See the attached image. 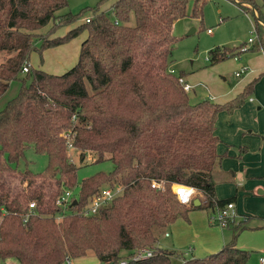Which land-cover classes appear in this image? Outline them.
<instances>
[{"label": "trees", "instance_id": "trees-1", "mask_svg": "<svg viewBox=\"0 0 264 264\" xmlns=\"http://www.w3.org/2000/svg\"><path fill=\"white\" fill-rule=\"evenodd\" d=\"M202 1L194 0L192 16H201ZM67 3L0 0V96L11 81H21L17 94L0 109V264L73 263L89 251L99 264L123 259L125 264H171L176 252L156 246L155 230L187 219L193 209H205L210 216L234 200L215 194L222 160L215 123L220 111L231 114L243 105L255 81L224 103H189L178 76L169 71L172 26L187 15V0H115L111 14L95 6L85 17L88 22L60 36L41 35L38 31L49 23L53 32L88 9L57 14ZM237 3L253 15L256 46L264 52V0ZM81 31L86 35L77 61L67 71L54 74L29 64L33 50L58 46ZM242 45L211 49L210 64L239 55ZM28 148L45 154L46 166L15 176L13 165ZM75 153L82 160L94 154L95 161L108 155L114 167L78 182ZM153 181L163 188H152ZM173 184L191 186L204 198L196 194L199 205L182 204ZM115 185L123 186L120 195L96 213H79L103 188ZM75 186L77 196L66 208L55 205L59 194ZM29 201L36 203L35 215L23 222ZM59 213L63 217L57 221ZM242 217L222 227L232 235L219 250L183 256L181 264H246L250 251L236 246L248 220ZM146 248L153 251L150 257L130 259Z\"/></svg>", "mask_w": 264, "mask_h": 264}, {"label": "rangeland", "instance_id": "rangeland-1", "mask_svg": "<svg viewBox=\"0 0 264 264\" xmlns=\"http://www.w3.org/2000/svg\"><path fill=\"white\" fill-rule=\"evenodd\" d=\"M114 1L115 0H68L67 6L58 10L56 12L57 14H78L82 9H88H86L74 22L62 24L57 29L53 30V32L51 30L53 23H49L38 32L41 35H63L69 29L83 23L85 17L92 15L89 8L97 6L100 11H105L111 14L110 8ZM254 1L257 4H261L262 2V0ZM201 4V16H192L194 0H187V15L176 20L173 24L172 35L175 37V41L171 48L169 60L174 75L184 76L186 82L195 85L193 90L187 92L190 104L209 99V97L215 98V100H213L214 102L224 103L225 101L234 98L239 91L243 90L246 84L254 80L253 78L256 77L255 79H257L259 77V73L255 74V72L256 69L261 66L264 70V52L261 46H256V34L252 25L253 15L251 13L244 14L241 12L237 0H203ZM131 24H133V22H131ZM192 28L194 31L188 34L189 30ZM208 29H210L211 32H207ZM85 35L86 31H81L69 40L71 42H64L63 45H66L65 47L70 49L73 47L75 41L79 44ZM249 37H253L254 42L249 43L247 45L249 49H246L237 55L238 58L231 56L218 63L210 64L208 55L211 49L215 47L232 48L241 43H246ZM74 38L75 40H72ZM36 46H40V41L36 42ZM47 50H49V52H46ZM60 55H62V52H59L57 46L46 48L42 51L33 50L30 53L29 64L33 68H40L45 64L46 70L48 69L49 71L52 70V64L57 62ZM2 59L3 57H0V61ZM243 66L246 68V71L241 74V76L236 77L235 72ZM45 68L43 69L45 70ZM63 72L64 71L61 72L56 70L55 74ZM23 75L24 74L22 73L21 76ZM262 77H264V74ZM262 77L261 80L264 82V78ZM247 80L248 82H246ZM244 82L246 83L243 85ZM259 82L260 81L257 80L254 84H259ZM20 85V80L11 81L5 93L0 96V109L4 107L9 99L17 94ZM259 91L263 93L262 100H264V83L259 86ZM250 97L252 100L255 98V95L251 94L246 99L249 100ZM254 103L250 104L252 106V112H250L248 114L249 116L244 119L243 125L249 123L251 127H255L258 121L264 125V110L261 114H257V110H255L256 105H254ZM258 115L259 118H257ZM24 155V158L19 159L18 162L13 165L17 168L15 176H19L20 171H24L25 169H28L33 173L44 170L47 163V156L45 154L36 153L32 148H28ZM88 156H90L89 159ZM72 159L77 167L76 175L78 182L99 171L109 172L114 167L113 163L108 158V155L102 161H95L94 154L87 155L86 158L82 160L78 154L75 153ZM15 182L16 181L13 179L11 184ZM23 185L25 186L26 182H24ZM78 189V186L73 187V193L76 196ZM200 197L203 196L200 195ZM239 205L244 207L242 216L249 217L246 221L248 227H256L255 225H259L262 222V218L253 217L254 213H250L248 210L250 209L253 212L264 213V203L251 202L250 200L242 201L241 198ZM164 230L171 234L169 228L156 229V246L166 250H173L174 248L172 249L171 237H166L164 235ZM237 242L244 246L243 248L250 251V257L246 264H261L259 258L262 256L264 257V230H258L255 228V230L243 231V233L239 235ZM194 245L195 243H183L182 247L179 248L180 253H177L176 257H172L171 264H181L180 259L182 258V254L188 251L191 247L194 249ZM193 252L194 254L192 253V255L196 256V245L195 251L193 250ZM190 256L191 255H189V257ZM79 259L82 260L78 262ZM79 259H76V262L74 261L75 264H99L97 258L91 251L87 253L86 257Z\"/></svg>", "mask_w": 264, "mask_h": 264}, {"label": "crops", "instance_id": "crops-1", "mask_svg": "<svg viewBox=\"0 0 264 264\" xmlns=\"http://www.w3.org/2000/svg\"><path fill=\"white\" fill-rule=\"evenodd\" d=\"M246 6L252 8L249 4ZM239 9L244 14L250 13L240 6ZM83 39L84 38H82V40ZM72 40H75V38ZM81 42L78 44V42L75 41L73 47L70 49L63 44L57 46L59 52H62V55L59 56L56 63L52 64V70H46L45 64L40 68H45V71L54 74L56 70L61 72L67 71L77 61V53H79ZM46 52H49V50ZM170 69L172 70V65L170 66ZM257 73H259V77L253 79L255 82L257 80L260 82L259 84H254L251 92L252 95H255V98L252 100L251 97L249 100L245 99L243 105L240 108L235 109L231 114L226 113V111H220L215 123V134L220 139L217 146V152L222 155L220 166L216 172V198L225 199L233 197L236 212L240 216H242L244 211V207L239 205L241 198L242 201L250 200L251 202L264 203V125L263 123L261 124L260 121L257 122L255 127H251L249 123L243 125L244 119L249 116L248 114L250 112H252V106L250 104L255 102L254 105H256L255 110H257V114H261L264 110V100H262L263 93L259 91V86L264 83L261 80V77L264 74L262 66L256 69L255 74ZM183 78L186 81L184 76ZM246 82H248V80ZM246 82H244L243 85ZM194 87L195 85H192L191 90H193ZM209 100L213 101L215 98L209 97ZM257 118H259V115ZM198 195L200 196V194ZM248 211L254 213L253 217H260L263 220L259 225H255L256 227H248L245 223L246 229L242 230L239 235L243 233V231L255 230V228L258 230H264V213L253 212L250 209ZM208 217L209 212L207 210L193 209L189 211L187 219L179 218L167 226L166 228L170 229L171 234L164 230V235L165 233H168V235L165 236L171 237L172 249H175L171 251H175L177 254L180 253L179 248L182 247L183 243H195L197 251L196 256L202 257L219 250L225 243H227L232 235L230 228H220L216 225H212L209 223ZM247 218L249 219L248 216ZM239 235L236 239V246L246 249L237 242ZM195 245L194 249L191 247L190 250L184 252L180 259L181 263L184 257L188 258L189 255L195 256L192 255V253L194 254L193 250L195 251ZM262 258L264 259L263 256L259 258V262L264 264L261 260ZM81 260L82 259H79L78 262ZM75 262L73 261V264H75Z\"/></svg>", "mask_w": 264, "mask_h": 264}, {"label": "built area", "instance_id": "built-area-1", "mask_svg": "<svg viewBox=\"0 0 264 264\" xmlns=\"http://www.w3.org/2000/svg\"><path fill=\"white\" fill-rule=\"evenodd\" d=\"M85 22H88L89 19L85 18L84 20ZM207 32H211L210 29L207 30ZM254 42V38L253 37H249L247 39V42L244 43L241 47V51H244L248 48V44L249 43H253ZM235 58H238L237 56H235ZM28 70V65L24 66L22 68V72H27ZM170 72H173L172 70H169ZM246 71V68L243 66L241 67L238 71L235 72L236 76H240L241 74H243ZM178 82L180 83V85L182 86L183 90L188 92L191 90L192 85L187 83L184 78L182 76H178ZM151 187L152 188H163V183L161 182H156L153 181L151 182ZM123 190V186L121 185H115L114 187H105L103 188L98 195L93 196L88 205L83 208L81 211H79L80 214H93L96 213L102 206L106 205L107 203H109L114 197L120 195L122 193ZM172 191L174 193V195L176 196V199L185 205H189L191 204V202L193 201L194 196L198 193L200 195L201 192L198 191L197 189L185 185V184H173L172 185ZM197 194V195H198ZM74 193H73V189H67L65 190L63 193L59 194L56 198H55V205L61 207V208H66L69 204L70 201L72 200ZM204 198V196L202 197V199ZM36 207V203L35 201H29L28 202V206H27V212L23 214V222H25L28 217L35 215V211L34 208ZM5 213V210L2 209V214ZM63 217L62 213H59L55 216L56 220L59 221L61 220V218ZM239 218H244V217H240V215L236 212L235 209V204L234 202H227L225 205H223L222 207H217L216 210H214V212L209 216V221L212 222L213 224H215L216 226H219L220 228L226 226L227 221H233ZM165 235L167 236L168 233H165ZM191 248H189L188 250H190ZM153 251L149 248L143 249V250H138L136 251L131 257V260L137 261V260H142L145 258H148L152 255ZM262 262H264V259H261ZM127 262V259H123L120 263L121 264H125ZM66 264H73L71 260L66 259L65 260Z\"/></svg>", "mask_w": 264, "mask_h": 264}, {"label": "water", "instance_id": "water-1", "mask_svg": "<svg viewBox=\"0 0 264 264\" xmlns=\"http://www.w3.org/2000/svg\"><path fill=\"white\" fill-rule=\"evenodd\" d=\"M193 31H194L193 28L190 29L189 32H188V34L191 33V32H193ZM193 204H194V205H199V204H200V199H199V198H194V199H193Z\"/></svg>", "mask_w": 264, "mask_h": 264}]
</instances>
